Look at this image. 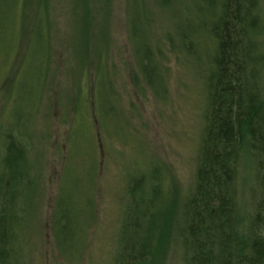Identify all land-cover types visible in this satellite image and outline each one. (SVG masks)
Returning <instances> with one entry per match:
<instances>
[{
    "label": "trees",
    "instance_id": "obj_1",
    "mask_svg": "<svg viewBox=\"0 0 264 264\" xmlns=\"http://www.w3.org/2000/svg\"><path fill=\"white\" fill-rule=\"evenodd\" d=\"M111 1L68 0L69 38H75V44L66 46L79 59L80 74L84 72L86 82L88 76L91 88L82 94L77 82L65 95L69 105L65 116L71 123L65 150L61 146L58 155L57 191L50 199L33 125L54 69L55 7L52 0H0L2 75L31 19L27 32L42 41L39 49H31L29 38L25 52H20L21 46L17 49L19 63L13 77L9 71L2 76L8 110L0 123V264H34L35 252L44 245L39 235L44 231L46 204L56 254L72 264L90 259L88 247L99 218L103 184L99 135L92 126L96 124L102 137L108 127L119 139L125 131L128 137H138L133 124L138 112L122 106L115 85L120 69L111 53ZM263 6V0H125L133 64L128 80L137 95L149 89L156 100L167 101L174 68L183 72L185 67L188 72L181 62L184 56L205 53L208 67L192 181L182 192L159 161L149 174L128 167L124 241L115 264H165L174 244L177 252L182 250L183 264H264ZM170 23L175 34H161ZM59 100L62 106L61 96ZM24 101L31 107L26 121L22 113L10 111L11 103ZM108 103L120 109L119 120L107 115ZM51 108L48 103L47 109ZM46 115L50 117L49 112ZM11 118L13 126L7 123ZM77 140L87 146L85 151L76 152ZM87 161L90 165L85 166ZM70 167H74L72 180L65 184ZM65 187L72 191L65 192ZM129 231L131 239L125 234Z\"/></svg>",
    "mask_w": 264,
    "mask_h": 264
},
{
    "label": "rangeland",
    "instance_id": "obj_2",
    "mask_svg": "<svg viewBox=\"0 0 264 264\" xmlns=\"http://www.w3.org/2000/svg\"><path fill=\"white\" fill-rule=\"evenodd\" d=\"M52 2L55 7L52 32V42L55 46L53 49L54 69L50 73V78H48L43 93L41 112L33 125L37 131L39 153L41 151V171L42 174L44 172L43 176L45 177L43 180L49 185L50 199L57 191V177L61 169V159L58 155L61 153V146L65 150V137L71 123V117L69 115L65 116V108L69 107V105H66L65 95L75 88L77 82L81 86L82 94L87 95L88 91L86 89L91 88L88 76L86 82L84 72L80 74L79 59L70 54L71 46L75 44V38H69L71 16L68 0H52ZM111 2V13L108 20L111 31V53L117 67L120 69L115 85L121 96L122 106L127 111L136 109V112H138V116L133 115V124L138 129V137H128V132L124 130L123 140L119 139L109 127L102 137L100 130L97 129L92 119V124H94L92 127L97 137L99 135L97 138L98 165L101 175L100 181L103 184L99 196V218L91 232L88 247V253L91 256L90 259L88 257V261L86 260L81 264H115V255L121 252L124 241L122 234L123 218H125L124 209L128 200V167L132 166L133 169L138 167V174L146 172L149 174L152 164L159 161L167 167L171 178L178 184V188L182 192L191 183L196 163V151L201 136V124L203 123V105L205 103L203 77L208 67L206 54L199 51L198 56L182 57L181 62L186 63L188 72H185L182 63L184 75L180 84V77L183 72L182 70L176 72L174 68L169 94L167 90L169 96L167 101L156 100L149 89L146 94L138 93L137 95L131 81L128 80L129 65L131 68L133 64L126 39L125 0H112ZM32 21L33 19L28 21L27 31L32 28ZM25 25L27 26V22H25ZM27 31L24 33L20 45H16L14 50H11L13 58L7 65L2 67V70H5L3 75L6 71H9V75L11 78L13 77L12 72L17 69L19 63L18 59H15V54H17L16 52L20 46V52H25L29 45V38H32V35H29ZM168 31L175 34L173 24L170 23L164 29L161 28L160 32L165 34ZM41 42V38L34 35L31 39V49L32 47L39 49ZM69 43H71V46H66ZM3 75L0 73V123L6 118L8 110V90L7 88L5 90L2 86ZM191 76L195 80L197 79V84ZM198 76L200 77L197 78ZM194 85L197 87V92ZM60 96L62 97V106L60 105ZM48 103L49 108L52 106L51 109H47ZM118 105L120 107L119 103ZM30 108L25 101L16 104L13 102L10 111L13 115L16 110L18 115L22 113L21 119L26 121V118H29ZM106 109L109 110L107 115L113 120H119L122 115L120 109L114 103H110V105L108 103ZM46 112H49L50 117L46 115ZM7 123H11L13 126V118H11V122L8 121ZM119 132L122 131L119 129ZM75 147L76 152L85 151L87 148L81 140H77ZM88 162L84 165H90ZM73 168L70 167L69 172H65V184L67 181V183H70L69 180H72L69 177L73 175ZM85 177L86 175H81L82 180ZM64 190L65 192L72 191V188L65 187ZM50 199L47 198L48 201ZM58 200L54 198V202H58ZM48 207L47 204L46 207L43 206L42 218L45 225L42 235H39L43 238L44 245L35 252L34 264L40 263L42 259L43 264H72L56 254ZM125 234L127 238H132V231ZM173 246L174 248L170 251L165 264H183L182 250L177 252L175 244Z\"/></svg>",
    "mask_w": 264,
    "mask_h": 264
}]
</instances>
